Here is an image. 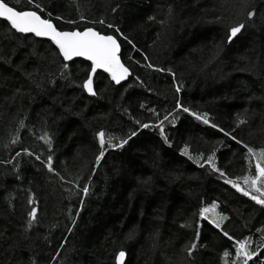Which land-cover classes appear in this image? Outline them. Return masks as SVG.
<instances>
[{"label": "trees", "instance_id": "1", "mask_svg": "<svg viewBox=\"0 0 264 264\" xmlns=\"http://www.w3.org/2000/svg\"><path fill=\"white\" fill-rule=\"evenodd\" d=\"M5 2L18 10L30 7L27 0ZM36 2L50 7V0ZM54 3L66 19L75 18L79 6L89 21L103 16L117 24L135 44L118 37L130 75L115 85L97 72V95L90 96L79 87L88 62H68L69 74L61 78L62 58L49 41L23 39L19 33L13 38L14 30L0 19V264H115L121 250L124 264H224L225 259L232 264L236 240L249 238V250L264 244V207L207 164L200 166L215 150L217 167L228 178L255 175L247 149L224 133L257 150L264 147V0ZM252 9L249 21L246 12ZM240 20L246 28L226 43L227 28ZM54 22L62 30L75 27ZM84 26L92 25H78ZM177 101L190 112L177 108ZM193 112L207 113L210 123ZM238 119L247 123L237 126ZM137 121L150 126L140 128ZM160 121L168 143L155 126ZM101 129L116 142L132 131L137 135L122 148L108 149L97 164L94 134ZM45 132L51 148L41 139ZM186 145L193 159L181 151ZM49 155L59 176L42 163ZM238 182L244 186L242 179ZM84 185L90 189L87 196L79 193ZM212 201L228 216L222 228L232 240L199 217V209ZM32 207L37 222L25 231ZM197 224V243L203 246L189 259L183 248L196 239ZM248 264H264V248Z\"/></svg>", "mask_w": 264, "mask_h": 264}, {"label": "snow or ice", "instance_id": "2", "mask_svg": "<svg viewBox=\"0 0 264 264\" xmlns=\"http://www.w3.org/2000/svg\"><path fill=\"white\" fill-rule=\"evenodd\" d=\"M27 3L30 7L25 10H18L16 7L10 6L9 3L5 0H0V18L9 29V31L14 30L13 38H15V33L21 34V38L27 39L28 35L31 34L33 37L37 38H46L55 46V49L58 50L56 55L62 58L60 67L58 69L59 75L61 78H65L69 73L70 61H73L74 58L82 57L85 60L89 61L88 70L86 71V78L83 79L79 87L82 91L86 92L90 96H96L97 91L94 89V75L97 73V70H103L110 77L111 82L119 85L121 81H124L129 75V68L121 61V44L118 37L122 38L128 44L132 45L135 48L133 41L125 35L120 27L113 23L107 21L103 16L99 19L88 20V17L80 12L79 6L76 8V17L72 19H66L63 16L55 12L56 5L54 0H50V7H45L41 3L36 2V0H27ZM119 5L111 8V11L115 13ZM247 7V3L245 4ZM169 14H171V8H169ZM255 15V10H248L246 12L247 20L251 19ZM149 20H154L153 16L148 17ZM219 19V17H217ZM54 21H62L69 25L75 27L70 30H62L58 27L57 23ZM88 21L92 26H84L82 30L78 27L82 22ZM160 23H164L161 21ZM101 25L111 30V32H102L97 30L95 25ZM246 28V22L240 20L239 22L231 25L227 28L226 35L224 40L226 43H232L234 38H237L238 34ZM138 50V49H137ZM144 60L147 61V55L144 56ZM147 68H153L156 71H165L162 68H156L155 65L147 63L145 65ZM168 71H171L170 69ZM29 77L31 73L27 74ZM53 80H49V83H52ZM20 90L17 89V92ZM176 91L179 92L180 88L177 87ZM143 107V105H141ZM177 108H182L185 113L190 112V109L187 107H182V105L177 101ZM197 120H201L204 124H209L208 114H198L191 113ZM171 115V113H169ZM164 120H168V116L164 117ZM23 120L20 121V124L23 125ZM140 128H148L150 125L141 123L137 121ZM247 123L244 119L237 120V126ZM160 128V134L164 138V142L168 143V138L164 133L163 121H160L158 125ZM213 128H216L217 125L212 124ZM221 132H224L223 129H220ZM226 136H231V139L235 141L238 145L243 144V148L247 149L245 155L246 159L255 160V175H244L238 177L237 180H233L227 177V174L224 170L217 167L215 162V150L212 154L208 155L207 159L204 160L203 164H200L201 167H204L207 164L214 172H218L221 178H224V182L228 185H231L233 189L237 192L242 193L244 196L249 197L252 201H255L256 204L264 207V147L259 150L250 147L248 144L243 143L241 140L237 139L236 136L231 133L225 132ZM137 132L132 131L127 138H119V142H116L117 138L109 135L103 129L96 131L94 134L95 140L99 144V154L95 157V161L99 164L101 158L105 155V152L110 148H122L124 145L128 144L129 140L136 136ZM42 140L48 145L49 148L52 146L51 137L47 132L41 137ZM27 152V149L24 150ZM184 155L189 156L190 159L193 157L190 156L188 152L187 145L184 149L181 150ZM31 155V153H29ZM19 155V153H17ZM37 160H40L39 156H36ZM196 163H200L199 159H196ZM44 166L47 168L48 172L53 173L56 176H59V173L52 166V156L49 155L46 161H42ZM63 179V177H61ZM243 180V185L239 183V180ZM71 183V182H69ZM146 183V181H145ZM90 192L89 186L84 185L79 189V193H82L83 196H87ZM77 193V194H79ZM255 193V194H253ZM29 204H33L34 201L30 197L28 200ZM81 205L84 201L81 199ZM217 203L212 201L208 206L201 207L199 209V217L203 220L208 221L209 224L213 225L215 229L220 230L224 237H227L229 240H232L233 237L229 235L228 231L222 228V224L225 220L228 219L227 215L219 213L216 211ZM79 215V211L76 212V216ZM27 221L25 226V231H28L32 226L37 222V209L32 207L27 212ZM72 224L75 225L76 219L72 218ZM191 226V225H182ZM68 232L72 231V228H67ZM196 239H193L183 248V251L186 253L187 257L190 259L193 256L195 250H197L198 245L197 241L200 237L199 224H197V229L195 232ZM131 238V234L129 237ZM251 240L249 238L238 239L235 241V253L237 260H233L232 264H248V261L253 257L257 256L259 248H264V244L259 245L257 249L249 250V244ZM60 247L63 248V242L60 244ZM126 253L121 250L115 254V264H124V258ZM223 256L225 258L229 257V252L224 251ZM242 258V260L240 259ZM30 264H36L35 260H30ZM224 264H228V260H224Z\"/></svg>", "mask_w": 264, "mask_h": 264}, {"label": "water", "instance_id": "3", "mask_svg": "<svg viewBox=\"0 0 264 264\" xmlns=\"http://www.w3.org/2000/svg\"><path fill=\"white\" fill-rule=\"evenodd\" d=\"M1 20H2V18H0ZM27 35H31V34H27ZM37 38V37H36ZM38 39H43V40H46V41H48L46 38H38ZM50 42V41H49ZM51 43V42H50ZM54 46V45H53ZM55 47V46H54ZM58 51V50H57ZM74 59H81V60H84V61H86V62H88L89 64H90V62L89 61H87V60H85L84 58H82V57H77V58H74ZM73 59V60H74ZM122 61V60H121ZM97 72H102V73H104L108 78H109V80H110V77L108 76V74L107 73H105V72H103V70H97ZM129 73H130V70H129ZM95 76V75H94ZM128 78V77H127ZM127 78L124 80V81H121V83H123V82H125L126 80H127ZM111 81V80H110ZM112 83H114V82H112ZM115 84V83H114ZM115 85H117V84H115ZM125 259V258H124Z\"/></svg>", "mask_w": 264, "mask_h": 264}]
</instances>
